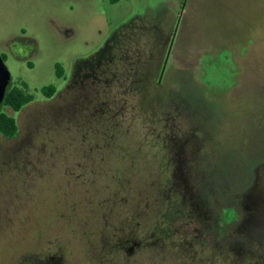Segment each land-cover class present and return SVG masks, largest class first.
Returning <instances> with one entry per match:
<instances>
[{
	"label": "rangeland",
	"instance_id": "obj_1",
	"mask_svg": "<svg viewBox=\"0 0 264 264\" xmlns=\"http://www.w3.org/2000/svg\"><path fill=\"white\" fill-rule=\"evenodd\" d=\"M106 50L117 56L108 85L91 98L72 95L79 85L45 100L44 87L64 84L56 65L68 77ZM162 51L174 59L158 69ZM0 55L11 86L36 98L19 113L0 106L19 127L15 138L0 135V264H19L15 252L33 257L55 236L72 264H89L86 231L108 232L150 205L152 264H264V0H0ZM128 62L144 78L150 70L151 112L134 109L120 83ZM176 189L190 209L248 199L236 252L209 234L196 240L200 224L177 219Z\"/></svg>",
	"mask_w": 264,
	"mask_h": 264
},
{
	"label": "flooded vegetation",
	"instance_id": "obj_2",
	"mask_svg": "<svg viewBox=\"0 0 264 264\" xmlns=\"http://www.w3.org/2000/svg\"><path fill=\"white\" fill-rule=\"evenodd\" d=\"M174 46V45H173ZM107 55H106V53ZM109 52L102 51L100 52L94 59L95 62L92 63L89 67L76 65L73 72L70 73V75L67 77L65 76V73H63V76L59 78L60 80H64L63 87L61 89L57 88V91L55 95L50 99H45L47 101L53 100L57 95L61 93L64 89L75 92L74 89L77 88V86L81 85L75 93L72 95L77 96V98H85L90 97L91 92L98 90L97 86L102 84H109V80H105L103 78V75H106L107 65H109V62H113L114 59L117 56L107 58ZM22 59V58H21ZM128 59V58H127ZM173 53H171L169 56L167 54V51L161 53L160 56V64L158 66L159 68L163 67L164 63H173ZM31 68H33L32 65H30ZM133 63L128 62L127 66H123V71L126 72V76L124 77V80L121 83V85H124V91L127 95H132L133 99L135 101V104L133 106L134 109H136L140 114L144 112H151V108L149 106V99H148V77L150 74V70L146 69V76L145 78L141 76L139 73H141V70H139V67H133ZM151 69V68H150ZM64 71V70H63ZM140 75V76H139ZM114 78L117 77V74L114 73ZM104 81V82H103ZM153 85V84H152ZM11 86V82L8 86V88ZM157 88H160L164 86L163 82L160 81L157 83ZM153 88V86H152ZM162 90V89H161ZM152 91V89H151ZM97 92V91H96ZM139 93V94H136ZM106 113V110H105ZM103 148H106L105 146ZM93 149V148H92ZM97 150V148H95ZM98 149H101L100 146H98ZM163 164V163H162ZM169 164V163H168ZM171 165V164H170ZM168 172L170 170L169 167L164 168L163 173ZM175 186L180 188L181 184L175 183ZM178 193H176V196L180 197V203L178 204L177 200V206H178V215L177 219H179V222L182 223V225H189L191 223H199L201 228H197V232L199 233V236H197L196 240H202L205 236L208 234L210 236H213L211 239V242H214L215 248L221 249V252L227 254V251L229 253H233L235 251L232 240L234 237H238L242 231V225L245 223V221L248 218V208L249 203L248 199L245 198L244 195H241V200L236 202L234 199L233 202H228L224 206L225 208H218L214 210L213 208H206L205 203H203L204 200L202 198L204 196H199V200H202L201 203L198 204L197 208L192 207L193 209H190L187 205V202L189 201L187 198V195L184 194L183 198H181V193L179 192V189H176ZM183 190H181L182 192ZM165 192V191H164ZM167 192H173V189H168ZM212 192V191H211ZM216 192V191H214ZM55 193V192H54ZM63 193V194H62ZM61 200H64L66 197H69L67 195V192H61ZM95 195H97L95 193ZM124 197V195H120V198ZM213 197V196H211ZM214 198V197H213ZM211 198L213 201L214 199ZM187 199V200H186ZM208 201V197L206 198ZM125 200L126 204L123 205V201ZM122 200V206L127 207L128 204V197L126 195V198ZM72 206L74 207V201L72 199L71 201ZM191 203V201H190ZM208 204V203H207ZM144 208H136L132 212L126 213L124 220L120 221L118 224L112 225L109 227V231L105 232L102 228H93L90 232L86 231V237L87 242L85 243L86 247V256L87 259L91 260L89 264H125V261L127 259L126 264L129 262V264H144V260L149 262L148 264H152L154 259V237L155 235H158L159 233L153 230V223H154V217H153V206ZM167 207V205H166ZM165 207V208H166ZM181 207V208H180ZM5 212V211H3ZM6 215L7 212H5ZM13 213V212H12ZM16 213V212H14ZM225 214H227V220L225 219ZM182 215V216H181ZM167 216V214H166ZM8 218H11L8 216ZM230 218V219H229ZM10 224L13 223L15 220L7 219ZM169 221V220H168ZM163 224H165V221H162ZM235 227V235L234 231L231 233H223L226 230H231ZM147 230V231H146ZM149 230V231H148ZM114 231V236L111 235L109 237V232L112 233ZM196 231V230H195ZM214 233V234H213ZM196 235V234H195ZM128 236H130L128 238ZM143 236V237H142ZM128 238V239H127ZM43 239V238H42ZM163 239V238H162ZM44 242L37 244L35 246L36 253L32 257L29 255L28 258H22L21 259V253L15 252L13 257V261H20L19 264H72V258L73 256L70 253V246L67 244L64 240L60 242L61 238L59 236H55L50 239H43ZM196 243V242H195ZM195 243L193 242H187L186 244L190 246L191 244L195 246ZM203 244V243H202ZM244 245V243H243ZM252 245V243H251ZM251 245L247 247L251 250ZM46 246V247H45ZM246 248V249H247ZM53 251L57 253H52ZM236 252V251H235ZM251 252L249 256L251 257ZM161 255V254H159ZM261 254H259L258 259L260 257V261L262 259ZM195 257V256H194ZM71 258V259H70ZM157 258V253H156ZM172 260V259H171ZM264 260V256L263 259ZM12 261V262H13Z\"/></svg>",
	"mask_w": 264,
	"mask_h": 264
},
{
	"label": "trees",
	"instance_id": "obj_3",
	"mask_svg": "<svg viewBox=\"0 0 264 264\" xmlns=\"http://www.w3.org/2000/svg\"><path fill=\"white\" fill-rule=\"evenodd\" d=\"M121 1L129 0H109L111 4H117ZM57 77L63 76V68L58 64L56 65ZM57 91V87L50 85L42 89V95L45 99L52 98ZM35 96L28 91L26 85L23 84L21 88L10 86L7 89L6 96L1 107H9L14 113L21 112L25 107L32 104L35 101ZM0 107V135L5 138H15L18 135L19 127L15 117L2 112Z\"/></svg>",
	"mask_w": 264,
	"mask_h": 264
},
{
	"label": "water",
	"instance_id": "obj_4",
	"mask_svg": "<svg viewBox=\"0 0 264 264\" xmlns=\"http://www.w3.org/2000/svg\"><path fill=\"white\" fill-rule=\"evenodd\" d=\"M11 80V72L5 63L4 57L0 55V106L4 102L6 92Z\"/></svg>",
	"mask_w": 264,
	"mask_h": 264
}]
</instances>
